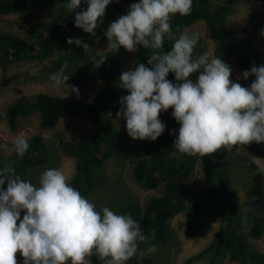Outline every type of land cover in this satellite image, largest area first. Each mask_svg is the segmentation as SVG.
Returning <instances> with one entry per match:
<instances>
[{"label":"clouds","instance_id":"9594fccd","mask_svg":"<svg viewBox=\"0 0 264 264\" xmlns=\"http://www.w3.org/2000/svg\"><path fill=\"white\" fill-rule=\"evenodd\" d=\"M85 2L87 9L76 13L74 25L95 36L113 0ZM81 4L82 0H65L64 7L73 13ZM192 8L193 0H138L110 23L104 33L108 49L156 50L147 60L149 66L139 63L135 70L121 73L119 86L130 94L120 98L117 119L126 120L133 140L156 141L166 129L160 114L173 109L172 117L180 125L173 147L189 156H211L264 142V65L242 73L244 79L255 76L250 87H244L230 79L231 68L217 56L204 52L194 57L199 34L185 29L174 39L171 24L173 16H188ZM260 34L264 36V29ZM166 37L174 43L162 53ZM66 42L85 52L91 49L81 38ZM106 59H94L95 67ZM66 69L67 62L49 79L54 87L63 85L79 95L76 86L66 83L70 78ZM201 69L193 82L190 76ZM170 72L176 83L167 79ZM0 148L9 150L7 145ZM29 148L23 134L15 138L18 156ZM154 239L155 230L145 234L130 214H116L108 207L97 210L58 168L45 169L39 186L17 175L11 163L0 168V264H19L18 253L22 264H91L93 255L103 264H127L141 243L148 245L145 255L157 252L150 243Z\"/></svg>","mask_w":264,"mask_h":264},{"label":"trees","instance_id":"16d2710c","mask_svg":"<svg viewBox=\"0 0 264 264\" xmlns=\"http://www.w3.org/2000/svg\"><path fill=\"white\" fill-rule=\"evenodd\" d=\"M131 4L138 0H128ZM246 0H218L212 6L209 0H193L192 12L188 16H173L171 24L173 35L190 27L197 21H204L209 32L215 36L217 46L243 71H250L253 65H263L261 54L256 50L252 37L226 35L223 29L233 5ZM264 3V0H260ZM59 4L56 17L41 25L26 39L0 32V65L10 59L30 60L35 52L47 56L67 44V39L74 38L81 30L74 25L76 13L86 10L87 3L82 0L80 8L70 12L64 7L65 0H0V15L23 14L39 8ZM108 25V24H106ZM100 27L95 30L99 31ZM89 39L86 43L90 44ZM174 40L167 37L161 50H171ZM156 50L138 47L136 65L144 63ZM71 56L78 71L103 82V88L94 99L69 103L47 94H38L34 99L24 98L7 107L2 119L11 130L17 127V119L32 113H39L40 126L53 128L62 118L80 116L89 122L90 130L83 140L61 142L65 153L76 159L75 173L70 183L85 198L101 185L105 171L104 162L116 148V130L113 121L105 115L107 105L118 98L121 71L115 53L108 52L102 56L106 61L95 67L89 51L74 46ZM168 80L176 83L174 73H169ZM173 109L166 114V129L156 141L145 142L141 158L134 161L133 175L137 182L149 189L163 186V193L151 198L146 207L138 204L125 205L120 214H130L138 222L145 234L155 230L153 244H161L169 236V220L186 207V196L191 188V173L197 161H200L204 176V186L188 207L186 219V236L194 238L199 234L203 223L215 212L220 220V228L214 234L208 247L198 255L189 258L184 264H193L202 258L207 264H224L226 259L238 264H264V253L254 247L251 240H257L264 234V195L254 198L244 209L240 208L235 196L236 191L228 172L224 150L211 156H189L176 152L173 142L178 136L177 121L172 117ZM175 134H170V133ZM28 152L20 157L12 154L4 157L0 154V168L11 163L16 174L24 179L25 174L47 158L48 150L42 137L34 136L29 141ZM246 148L264 160V142H252L240 146ZM5 189L7 183L3 186ZM24 213H21V219ZM247 217V219H245ZM19 223V221H18ZM22 264V257L17 255ZM91 264H103L93 255ZM127 264H157L148 256L136 254Z\"/></svg>","mask_w":264,"mask_h":264},{"label":"rangeland","instance_id":"374dc122","mask_svg":"<svg viewBox=\"0 0 264 264\" xmlns=\"http://www.w3.org/2000/svg\"><path fill=\"white\" fill-rule=\"evenodd\" d=\"M209 2L212 6L219 4L218 0H209ZM130 5L128 0H119V3L113 0V3L107 6L103 23L99 25L100 29L95 36L85 33L82 29L74 36V38H81L83 41L91 40L89 53L92 58L99 59L105 53H115L121 73L134 68L137 51L130 53L123 47L118 51L108 49V41L104 33L110 23L120 15L127 14ZM233 8V12L223 27L227 32L226 35L252 37L264 65V36L260 34L264 29V3L260 0H246L233 5ZM58 10L59 4L57 3L28 13L0 15V32L27 40L35 29L56 17ZM187 30L189 33H198L200 36L193 53L194 57L204 52H208L210 57L217 56L231 68L230 79L234 83L250 87L255 76H249L247 79L242 77L244 71L223 50L218 48L215 36L209 32L204 21L195 22ZM183 31L173 35L174 39L178 38ZM74 46L75 44L67 43L51 55L44 56L40 52H35L34 57L30 60L10 59L0 65V145H7L9 149L5 151L0 148V154L4 157L14 154V140L20 134H23L28 141L34 136L42 137L49 154L38 166L30 169L24 177V180L31 181L37 186H39L41 173L47 168H58L64 172L69 181L71 180L75 173L76 159L65 153L61 142L86 139L90 130L89 122L80 116H73L60 119L53 128L43 129L40 126L39 113H32L20 116L17 119L16 129L11 130L1 116L7 107L24 98L34 99L38 94H47L69 103L82 100L92 101L103 88V82L78 71L71 56ZM65 62H67L66 74H70L66 83L76 86L79 95L71 92V89L66 90L63 85L54 87L53 82L49 79L50 75L57 72ZM201 71L202 69L193 73L190 79L196 82ZM118 94V98L109 103L105 111V115L112 119L116 130V148L104 162L105 175L101 185L88 198L96 205L97 210L108 207L116 214H120L121 209L127 204H138L144 208L151 198L158 197L163 193V186L149 189L134 178V161H131V158L138 159L145 155L146 140H133L127 134L126 120L117 119L116 113L122 108L120 98L130 93L122 88L118 90ZM166 114L167 112H162L159 116V119L165 124ZM177 124L179 128L180 125L178 122ZM224 152L228 164L227 169L236 191L235 198L240 208L244 209L254 198L264 195V160L239 146H234L232 151L224 150ZM190 179L191 188L186 196V207L169 220V236L166 241L155 244L158 251L150 255L144 254L148 245L141 243L137 254L148 256L157 264H184L186 260L198 255L208 247L221 225L215 212L211 213L203 223L196 237L188 238L185 233L188 207L204 186L200 161L196 162ZM251 242L257 250L264 253V234ZM193 264H207V260L202 258ZM224 264L238 263L226 259Z\"/></svg>","mask_w":264,"mask_h":264}]
</instances>
